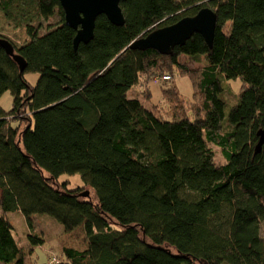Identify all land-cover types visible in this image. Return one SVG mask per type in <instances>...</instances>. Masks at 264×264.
Wrapping results in <instances>:
<instances>
[{
	"label": "trees",
	"instance_id": "16d2710c",
	"mask_svg": "<svg viewBox=\"0 0 264 264\" xmlns=\"http://www.w3.org/2000/svg\"><path fill=\"white\" fill-rule=\"evenodd\" d=\"M121 6L124 26L102 15L94 39L76 50L77 31L59 0H0V11L29 36L15 47L24 73L0 47V98L14 97L10 111L0 107V264H32L27 257L46 242L32 232L37 215L65 233L83 227L89 241L84 251L63 247L48 263L264 264V146L256 150L264 129V0ZM206 7L218 15L212 49L195 34L170 56L125 50ZM55 14L59 22L44 30ZM182 55L203 68L182 64ZM30 72L40 76L36 86ZM176 74L193 81V100L165 89L163 116L130 97ZM237 79L238 100L223 88ZM73 178L84 186L71 189ZM85 187L93 196H81ZM12 212L29 225L28 252Z\"/></svg>",
	"mask_w": 264,
	"mask_h": 264
},
{
	"label": "rangeland",
	"instance_id": "374dc122",
	"mask_svg": "<svg viewBox=\"0 0 264 264\" xmlns=\"http://www.w3.org/2000/svg\"><path fill=\"white\" fill-rule=\"evenodd\" d=\"M59 19L60 17L55 14L54 16L43 20V29L45 30L49 25H56L59 22ZM18 24V18L6 17L3 11H0V37L8 39L15 47H20L25 42L29 41V36L27 34L26 28L24 26L18 27ZM179 61L182 64H185L192 68H203L204 66L202 62H196L186 55H182L179 58ZM164 75L162 77H165ZM25 77L26 80L29 81L33 86H36L40 76L39 74L30 72L26 73ZM162 77H158V79L156 78L154 82L148 85V88L145 86H141L140 88L138 87L134 89L130 93L131 98H135L143 102V104H145L147 108H150L151 106H159L153 110L156 115L161 116L164 115V109L160 107V105L163 106L162 103L165 101V89L175 87L180 95H182V97L186 100H193L195 92L194 83L188 76L176 74L172 81L160 85V83H162L163 81L168 80L167 77ZM242 87H244V84L241 79L226 81L223 84L224 94H228L227 96L231 98H237L241 93ZM13 102L14 97L12 93L8 91L0 98V107L4 111L8 112L12 109ZM232 102H228L229 104H227V112L232 106H234ZM216 158L218 159V161L223 160L220 151L218 150ZM66 180L69 179L67 177L61 178L62 182ZM70 183L71 189L84 186L83 182L79 178H73L72 180H70ZM83 191H91V196H93L92 190L90 188L85 187L83 188ZM1 213L2 211L0 209V215ZM8 216L16 228V237L21 243L22 248L28 252L29 240L27 239V236L30 230L25 217L20 212H12L9 213ZM34 226L35 229H31L32 232H37L38 235L41 234L39 233L40 231L43 232L42 236L46 239V242L42 246H35L34 252L31 253V256L27 257V263L31 262L32 264H48L51 254H57L61 256V249L63 247L74 248L80 251H84L89 247V241L83 227H80L75 232L65 233L61 223H59L54 218L46 215L35 216ZM261 233L264 237V223L262 224Z\"/></svg>",
	"mask_w": 264,
	"mask_h": 264
},
{
	"label": "water",
	"instance_id": "95a60500",
	"mask_svg": "<svg viewBox=\"0 0 264 264\" xmlns=\"http://www.w3.org/2000/svg\"><path fill=\"white\" fill-rule=\"evenodd\" d=\"M64 11L66 24L77 31L74 41L77 50L81 44H89L95 36L97 19L104 15L115 26L125 25L122 3L128 0H59ZM217 13L209 7L201 9L195 16L186 17L179 22L156 29L134 40L125 50H156L170 56L177 47L184 46L195 34L201 35L210 49L216 35ZM0 47L17 64L21 73L27 70V62L16 52L15 46L6 38L0 37ZM124 50V51H125ZM259 144L257 152L264 146V129L257 133ZM90 197V191L81 194Z\"/></svg>",
	"mask_w": 264,
	"mask_h": 264
},
{
	"label": "built area",
	"instance_id": "2783aa9c",
	"mask_svg": "<svg viewBox=\"0 0 264 264\" xmlns=\"http://www.w3.org/2000/svg\"><path fill=\"white\" fill-rule=\"evenodd\" d=\"M165 77H167V79L170 80V77H168V76H165ZM165 77H162V78H165ZM57 262H58V260L56 258H54L48 264H53V263H57Z\"/></svg>",
	"mask_w": 264,
	"mask_h": 264
}]
</instances>
